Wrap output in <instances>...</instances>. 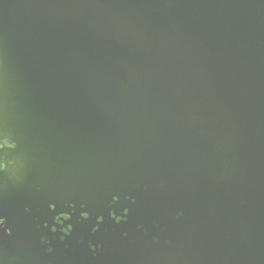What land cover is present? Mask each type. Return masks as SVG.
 <instances>
[{"label": "water", "instance_id": "water-1", "mask_svg": "<svg viewBox=\"0 0 264 264\" xmlns=\"http://www.w3.org/2000/svg\"><path fill=\"white\" fill-rule=\"evenodd\" d=\"M61 212L56 264H264V0H0V216Z\"/></svg>", "mask_w": 264, "mask_h": 264}, {"label": "flooded vegetation", "instance_id": "flooded-vegetation-1", "mask_svg": "<svg viewBox=\"0 0 264 264\" xmlns=\"http://www.w3.org/2000/svg\"><path fill=\"white\" fill-rule=\"evenodd\" d=\"M56 215L51 217L42 215L40 218L44 220L37 222L38 219H36L33 223H28L27 226H23L25 221H19V216H16L13 220L6 217V224L0 227V246L2 249L7 248L8 252L12 253L11 255L13 257L11 258L14 259V264H56L55 253L57 255L61 250L68 247L75 231L78 234L80 233L71 223L72 216L70 219L64 220V224L61 225L55 220ZM61 219H63V217H61ZM68 224L73 225L70 234H66L62 231L63 227ZM53 225H56L57 228L55 232L52 231ZM7 228H11V234L6 231ZM96 231L97 229L95 231L92 230V233ZM45 235L49 238L53 249L51 252L47 251L49 244L41 242V238ZM61 236L65 238L62 240L60 238ZM24 243L31 244L29 247H25L22 253V247L25 245ZM91 250L95 251L92 246ZM0 259L3 260V264H6L8 261L11 262V260L8 259ZM61 262H65L64 259H62Z\"/></svg>", "mask_w": 264, "mask_h": 264}, {"label": "clouds", "instance_id": "clouds-1", "mask_svg": "<svg viewBox=\"0 0 264 264\" xmlns=\"http://www.w3.org/2000/svg\"><path fill=\"white\" fill-rule=\"evenodd\" d=\"M116 199H119V197L118 196L114 197L113 202H115ZM50 207L52 209H55V204L54 203L51 204ZM123 212H124L123 215L117 216L115 210H113L111 215L115 218V220L117 222H119L121 220H126L127 219V215L126 214L129 212V209L126 208V209L123 210ZM182 214H183L182 211L180 213H177V215H182ZM71 215H72V213H69V212H61L58 215H56L55 220L59 224L63 225L64 224V220L70 219ZM81 215H82L83 218H87V217H89L90 214H89V212L84 211V212L81 213ZM61 217H63V219H61ZM102 217H103L102 215L100 217H98V220L102 221L103 220ZM6 220H7V218L5 216H0V227L4 226L6 224ZM98 227H99V225L96 226V228H98ZM141 227H143V226H141ZM96 228H94L93 231H95ZM72 229H73V225L72 224H68L67 226L63 227L62 231L64 233H66V234H70ZM6 231L9 234H11V232H12L11 228H7ZM52 231L53 232L57 231L56 225L52 226ZM145 231H147V229H145ZM60 238L63 240L65 237L61 236ZM154 239H158V237H154ZM41 242L45 243V244H49V247L47 248L48 252H51L53 250L52 247H51L49 238L46 235L41 238ZM96 247L97 246L95 244L92 245L93 249H95ZM0 264H3V260L2 259H0Z\"/></svg>", "mask_w": 264, "mask_h": 264}, {"label": "snow or ice", "instance_id": "snow-or-ice-1", "mask_svg": "<svg viewBox=\"0 0 264 264\" xmlns=\"http://www.w3.org/2000/svg\"><path fill=\"white\" fill-rule=\"evenodd\" d=\"M102 219H104V217H102Z\"/></svg>", "mask_w": 264, "mask_h": 264}]
</instances>
